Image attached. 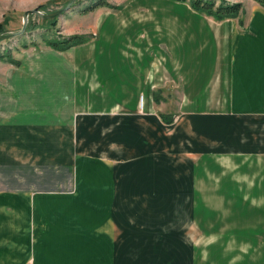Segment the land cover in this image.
Returning a JSON list of instances; mask_svg holds the SVG:
<instances>
[{
	"label": "crops",
	"instance_id": "1",
	"mask_svg": "<svg viewBox=\"0 0 264 264\" xmlns=\"http://www.w3.org/2000/svg\"><path fill=\"white\" fill-rule=\"evenodd\" d=\"M106 1L0 59V264H264V7Z\"/></svg>",
	"mask_w": 264,
	"mask_h": 264
},
{
	"label": "rangeland",
	"instance_id": "2",
	"mask_svg": "<svg viewBox=\"0 0 264 264\" xmlns=\"http://www.w3.org/2000/svg\"><path fill=\"white\" fill-rule=\"evenodd\" d=\"M21 0H16V2H13V0H0V24L3 25L4 27V33L3 34H7V33H13V32H18L21 29L22 26V15L25 12V10H31L34 9L36 7H38L39 5L41 6V4L45 5L47 4L49 1H41L38 3H30V5L28 6L27 4L23 5H18V3ZM54 2L47 6L45 9L40 10L43 13H52L54 11H57L59 9H61L62 7H64L66 5V2H68L69 0H53ZM215 2L216 5L220 4L221 2H226V3H235L232 2L234 0H213ZM81 2V3H80ZM85 0H78V2H76L73 6V8L75 7V12L67 14V15H77V9L79 11H82V5L85 3ZM80 3V4H79ZM29 4V3H28ZM139 4H143L144 6H148L146 4V2H141V3H134L133 5L129 6L127 10H133L135 11L138 7ZM187 6H189L188 3H185ZM12 6H16L17 9L13 10V9H8L11 8ZM28 6V7H27ZM115 6V5H113ZM190 7V6H189ZM123 6H121L120 8H117L115 10H120L122 9ZM81 9V10H80ZM159 9H161L159 7ZM72 11V10H71ZM62 17V16H61ZM59 18V17H58ZM56 19L57 24L53 25L50 23L49 20H42L40 18H38L35 15H31L28 18V23H27V27H26V31L27 34H24L23 36L19 37V38H14V39H10V40H6V41H1L0 42V55H4L6 54L8 51H12L14 48H16L19 43V41L21 40H27V41H31L33 39V41L38 40L37 35L39 34L40 30H43L44 34L46 36H50L51 39H54L56 37L58 38H62L60 37L59 33L57 31H60L59 29V25L60 24V19ZM131 26H135V24L131 25ZM135 31L133 30V33ZM58 33V34H57ZM81 36V35H78ZM85 37V36H83ZM162 36H157L154 38V42H153V49L150 50H144L143 53V59L144 62H149V61H157L160 63H163L165 58L169 57V53L167 52V49L165 48V44L166 42H164V39H161ZM86 38V37H85ZM131 40H133L132 42H136L137 40L134 39V36L132 37L130 34L128 35V37H126L124 39V41L130 43ZM170 96L167 97V95H165L166 97H163L164 95H160V99H161V108L162 110H164L165 115H161L162 118H166L167 115H169V113H172V111L176 108L177 102L179 101V97H178V92H172L170 91ZM142 97V96H140ZM143 98V97H142ZM139 105H140V98H139ZM143 106V105H142ZM140 105V107H142ZM168 118L172 119V116H169ZM169 120V119H167Z\"/></svg>",
	"mask_w": 264,
	"mask_h": 264
},
{
	"label": "trees",
	"instance_id": "3",
	"mask_svg": "<svg viewBox=\"0 0 264 264\" xmlns=\"http://www.w3.org/2000/svg\"><path fill=\"white\" fill-rule=\"evenodd\" d=\"M88 3L83 9L82 12H89L92 11L98 7H109L112 9H117L118 7L111 6L106 0H85ZM175 2H182V3H188L190 8L193 10L202 13L204 15H207L209 17H212L216 21H222L226 19H233L236 18L239 13L242 10V4L241 3H226L221 2L220 4L216 5L213 0H173ZM256 3H258L260 6L264 7V0H253ZM54 1L51 0L45 5L39 6L40 10L45 9L47 6L51 5ZM78 2V0L76 1ZM75 2V3H76ZM67 3V2H66ZM81 3V2H80ZM79 3V4H80ZM56 19L54 18L52 20H49L51 24L56 25ZM28 31H26L27 34ZM4 33V27L2 24H0V34ZM86 41V38L83 36H69V37H63V38H54L51 40H47L45 42L46 46H48L51 49L57 50V51H63L67 50L71 47H74L76 45L82 44ZM7 58V54L0 55V59ZM165 122H169V120L163 118Z\"/></svg>",
	"mask_w": 264,
	"mask_h": 264
},
{
	"label": "water",
	"instance_id": "4",
	"mask_svg": "<svg viewBox=\"0 0 264 264\" xmlns=\"http://www.w3.org/2000/svg\"><path fill=\"white\" fill-rule=\"evenodd\" d=\"M76 1L77 0H69L64 7H62L61 9H59L57 11H54L52 13H48V14L41 12L39 7L25 11L22 15L21 29L18 32L0 34V42L10 40V39H14V38H19V37L23 36L24 34H26V27H27L29 16L35 15L42 20H52L54 18H58V17L64 15L68 11H70L73 8Z\"/></svg>",
	"mask_w": 264,
	"mask_h": 264
},
{
	"label": "built area",
	"instance_id": "5",
	"mask_svg": "<svg viewBox=\"0 0 264 264\" xmlns=\"http://www.w3.org/2000/svg\"><path fill=\"white\" fill-rule=\"evenodd\" d=\"M140 105L142 106L143 105V98L140 97Z\"/></svg>",
	"mask_w": 264,
	"mask_h": 264
},
{
	"label": "bare ground",
	"instance_id": "6",
	"mask_svg": "<svg viewBox=\"0 0 264 264\" xmlns=\"http://www.w3.org/2000/svg\"><path fill=\"white\" fill-rule=\"evenodd\" d=\"M160 3H162V2H160ZM159 8V7H158ZM166 8V7H165ZM164 9V8H163ZM189 31H191V30H189ZM186 58V57H185Z\"/></svg>",
	"mask_w": 264,
	"mask_h": 264
}]
</instances>
